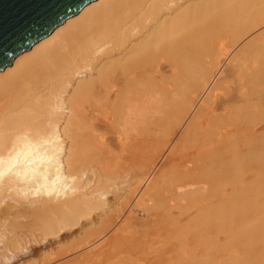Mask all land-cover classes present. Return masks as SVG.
I'll return each mask as SVG.
<instances>
[{
	"label": "bare ground",
	"instance_id": "bare-ground-1",
	"mask_svg": "<svg viewBox=\"0 0 264 264\" xmlns=\"http://www.w3.org/2000/svg\"><path fill=\"white\" fill-rule=\"evenodd\" d=\"M262 78L264 0L85 5L0 71V262L33 260L45 244L42 263L219 264L221 177L241 167L239 189L264 199ZM171 84L185 92L165 119L160 169L126 181L112 162L85 160L105 123L93 118L151 128ZM189 139L193 153H180Z\"/></svg>",
	"mask_w": 264,
	"mask_h": 264
},
{
	"label": "rangeland",
	"instance_id": "rangeland-1",
	"mask_svg": "<svg viewBox=\"0 0 264 264\" xmlns=\"http://www.w3.org/2000/svg\"><path fill=\"white\" fill-rule=\"evenodd\" d=\"M260 58L261 56L258 55L255 57V60H259ZM231 72L232 75L229 78L230 81L238 82L237 73L233 71ZM252 79H254V77L250 78V80ZM225 80L226 79H220V82H225ZM259 81L263 84L264 78L259 79ZM251 83L252 81L247 83V85L250 86ZM224 86L225 83L222 87ZM171 89L173 92L176 91L177 95H169V104H166L165 107H161V105H159L156 109V113L155 111L153 112V114L155 113V124H153L151 128H145L142 124H140L136 126L135 130L130 132L128 131L125 134L121 132L123 129L119 126V123H117V118L112 116H107L105 119L101 117L93 118V122L98 120L104 121L105 123L103 124V127L97 131V136H91V139L89 137L88 144L91 146L85 147L83 150L85 160H98L100 162L103 161L105 164L112 162L119 167V177L125 179L126 181L130 180L129 178L134 175L135 170L142 169L153 164L156 166V162L154 160L155 155L167 142H171L169 137L171 123L170 120L168 123L165 119L170 114L172 115L173 109L179 105L181 96L185 92L182 85L179 84H171ZM223 92L224 91H217L219 96H221ZM222 110L223 108H219L216 112L220 114L223 112ZM160 120L164 122H160ZM229 123L230 120L228 116H223L222 119L214 118L210 120V125L214 127H221V124ZM198 136L195 138H198ZM85 138L88 137L85 136ZM178 142V149L180 153H193L196 143L194 140L189 139L187 142ZM161 143H163L162 147ZM174 143L175 140L170 144V146ZM166 147L168 149L167 152H169L170 147ZM126 154H131V156ZM124 155L128 156V158L130 157V159L123 161L122 157ZM129 163L133 165L136 163V166L134 165V168H129ZM121 166H124V168ZM159 166L160 164L157 165L156 168H159ZM240 169L241 167H236L232 173L222 176L220 181L225 191H222L219 187V193L222 195L219 202V232L221 235L218 246V254L221 259L219 264H264V199L259 198L260 194L256 190L241 191L239 189L237 179L241 177V172L244 171ZM128 187L129 186L125 187L126 190L124 188V192L121 191V194L118 195L120 200H124V198H122L124 193L128 196V192H130V188ZM141 188L142 190L144 189L143 186ZM132 189L134 190V187H132ZM109 197L111 198L112 195H109ZM68 239L69 238L63 237L62 242H68ZM69 241L74 243L77 242L76 238H71ZM91 243H94L92 246H95L99 242L96 243V240H92ZM44 245L45 244H38L35 246L37 252L34 254V257L32 256L33 260L27 258V256H23L21 258H15L10 262L1 261L0 263L58 264L61 260L59 262L51 261L48 263H42V260L44 259L43 254H49H42L45 247ZM47 246L45 247V251H47ZM55 246L56 245L53 244V246L50 247L56 249L57 246ZM157 246L158 244L153 245L154 248ZM38 248L40 249V252ZM175 264L179 263L176 261Z\"/></svg>",
	"mask_w": 264,
	"mask_h": 264
},
{
	"label": "water",
	"instance_id": "water-1",
	"mask_svg": "<svg viewBox=\"0 0 264 264\" xmlns=\"http://www.w3.org/2000/svg\"><path fill=\"white\" fill-rule=\"evenodd\" d=\"M94 0H0V71Z\"/></svg>",
	"mask_w": 264,
	"mask_h": 264
}]
</instances>
